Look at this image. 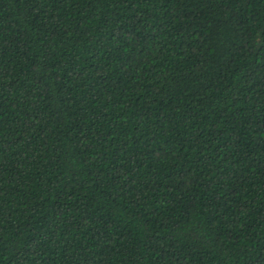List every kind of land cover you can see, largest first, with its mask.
<instances>
[{"label": "trees", "instance_id": "1", "mask_svg": "<svg viewBox=\"0 0 264 264\" xmlns=\"http://www.w3.org/2000/svg\"><path fill=\"white\" fill-rule=\"evenodd\" d=\"M0 264H264V0H0Z\"/></svg>", "mask_w": 264, "mask_h": 264}]
</instances>
